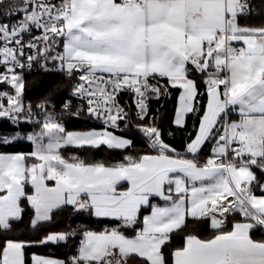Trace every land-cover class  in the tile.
<instances>
[{
    "label": "snow or ice",
    "instance_id": "snow-or-ice-1",
    "mask_svg": "<svg viewBox=\"0 0 264 264\" xmlns=\"http://www.w3.org/2000/svg\"><path fill=\"white\" fill-rule=\"evenodd\" d=\"M0 4L3 15L18 17L0 22V85L8 86L0 89V119L16 129L0 143L33 145L28 153H0V233L12 231L25 203L33 230L69 206L110 225L45 232L41 244L79 236L75 253L67 260L34 254L31 264H264V234H252L264 233V26L240 23L251 11L246 0ZM41 60L58 63L69 79L78 74L59 113L49 111L59 82L36 104L25 99L35 81L23 72ZM172 89L179 96L171 123L184 129L197 117L183 151L166 141L164 118L151 109ZM125 94L131 104L121 103ZM64 116L101 127L68 131ZM131 132L145 139L147 152L115 163L63 152L131 149ZM188 218L208 220L213 233L188 234L172 247ZM32 243L3 236L0 264H28Z\"/></svg>",
    "mask_w": 264,
    "mask_h": 264
},
{
    "label": "trees",
    "instance_id": "trees-1",
    "mask_svg": "<svg viewBox=\"0 0 264 264\" xmlns=\"http://www.w3.org/2000/svg\"><path fill=\"white\" fill-rule=\"evenodd\" d=\"M253 5L255 7V12L253 14L247 15L240 18L241 24H247L249 26H264V0H253ZM3 69L0 68V71ZM23 75L26 81H35L31 87L26 86V101L36 104L39 102L50 89L53 88L58 82L62 85L59 92L52 97V101L60 104V101L65 97L72 89L73 83L75 82L76 75L71 79L64 76L60 71H24ZM199 83V91L205 93L200 96L201 105H206L207 96L205 92V87L203 85V80L199 76L195 77ZM8 87L7 85H0V89ZM179 91L176 89L171 90V95L162 98L159 102H152V112L155 115H158L164 118L161 122V128L165 130V139L172 146L176 147L178 150L183 151V145L187 134L193 131V124L196 122L197 117L189 116L186 120L184 129H177L175 125L171 123V117L174 114V109L177 103V98ZM123 99L129 100L131 104L130 96H123ZM66 129L69 130H86L89 128H99L101 126L92 124L86 121L81 120L80 118H65L62 122ZM23 131H28L29 126L23 125ZM0 131L4 133H14L16 129L5 119H0ZM171 131L172 136H167L166 133ZM128 137L132 139L133 146L131 149L124 151L121 150H108L103 146L100 149L96 150H80L75 148H68L63 150L65 156L72 154L79 155L88 160H104L107 162L115 163L121 161L125 154L138 155L143 154L148 151L147 143L145 139L136 132L129 133ZM17 143H8L1 144L2 149L12 151L17 148ZM211 144L209 143L203 149V156L210 155ZM258 175L259 170H256ZM25 211L22 215V218L18 222H12L11 228L12 231L9 233H0V238L3 236L14 237L23 240L32 241V246L25 249L26 259L28 264H31V257L34 254L51 256L60 258L62 260H67L69 256L75 253V249L79 242V236L69 240L67 243H61L59 245L54 244H41L39 239L45 232L51 231H60L67 230L68 226L79 227L82 229H90L93 231H102L104 228L109 227L110 225L107 222H101L96 218L88 215L84 212H74L73 209L69 206L65 208L61 213L55 216L53 223L39 228L38 230H33L30 227V221L32 219V210L26 205H24ZM148 211H144L143 214H147ZM213 233V230L210 228V222L208 220H193L188 218L186 220V226H183L181 230L173 235V240L171 242L172 247H179L183 244L184 238L188 234L196 235L198 238H207ZM253 236L259 238L262 234L260 230H253ZM127 235H134L133 232L129 231Z\"/></svg>",
    "mask_w": 264,
    "mask_h": 264
},
{
    "label": "built area",
    "instance_id": "built-area-1",
    "mask_svg": "<svg viewBox=\"0 0 264 264\" xmlns=\"http://www.w3.org/2000/svg\"><path fill=\"white\" fill-rule=\"evenodd\" d=\"M52 2H53V3H58L59 0H52ZM246 2H247V3L249 4V6H250V10H251V11H250V14H253V13L255 12V7H254V5H253V0H246ZM5 11H6L5 5L0 4V22H9V23H11L12 20L18 19V17H16V16H13V17L9 18V17L3 15V13H4ZM250 14H249V15H250ZM33 34L36 35V34H38V33L35 32V31H33ZM29 38H30V37H28L27 35L25 36V40H27V39H29ZM45 63H47V67H46V68H42L41 65H42V64H45ZM48 70H51V71H59L58 63H57V64H53V63L50 62V61H49V62H45V61L41 60V61H39V62L33 63V66H32L31 69H27V68H26L24 71L38 72V71H48ZM18 71H19V70H18ZM77 77H78V74H76L75 82H76V80H77ZM123 96H124V95H121V97H120L121 103L129 102V100H127V99H123V98H122ZM125 96H128V95L125 94ZM53 103L55 104V107H54V109H53V108H50L49 111H50V112H54V113H59V112L61 111V104H58V103H56V102H53ZM151 106H152V104H151ZM67 117H68V116L61 117V118H60V119H61V122H63V120H64L65 118H67ZM68 118H72V117H68ZM80 119L83 120V121H86V122H89V123H92V124H96V125L101 126V125L99 124V122L91 121V120H90L89 118H87V117L82 116Z\"/></svg>",
    "mask_w": 264,
    "mask_h": 264
},
{
    "label": "crops",
    "instance_id": "crops-1",
    "mask_svg": "<svg viewBox=\"0 0 264 264\" xmlns=\"http://www.w3.org/2000/svg\"><path fill=\"white\" fill-rule=\"evenodd\" d=\"M257 27H259V26H257ZM237 46H239V45H237ZM232 119H238V116L236 114H232ZM69 131H73V130H69ZM9 134H12V133H4V132L0 131V138H2L5 135H9ZM17 142H21V143H19L17 148L13 149L12 151H9V150H6V149H2L1 144H4V143H0V153H28V152L32 151L33 145L30 142H28V141H26L24 139H20V140H17L16 142H11V143H17ZM257 194H259V193H257ZM129 236H132V235H129ZM35 255H38V254H35ZM38 256L47 257V258H53V259H60V258L51 257V256H43V255H38Z\"/></svg>",
    "mask_w": 264,
    "mask_h": 264
}]
</instances>
